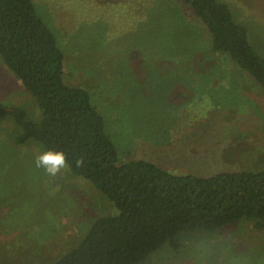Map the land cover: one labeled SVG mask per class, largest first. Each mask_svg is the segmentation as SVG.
Segmentation results:
<instances>
[{
	"label": "rangeland",
	"instance_id": "374dc122",
	"mask_svg": "<svg viewBox=\"0 0 264 264\" xmlns=\"http://www.w3.org/2000/svg\"><path fill=\"white\" fill-rule=\"evenodd\" d=\"M264 55V0H221ZM63 52V80L85 88L118 162L151 161L171 174L264 169V91L223 53L181 0H32ZM209 40V41H208ZM40 116L0 58V107ZM0 115V264H48L98 217L117 212L69 168L35 165L33 140L13 143ZM140 264H264V228L249 222L180 233Z\"/></svg>",
	"mask_w": 264,
	"mask_h": 264
},
{
	"label": "trees",
	"instance_id": "16d2710c",
	"mask_svg": "<svg viewBox=\"0 0 264 264\" xmlns=\"http://www.w3.org/2000/svg\"><path fill=\"white\" fill-rule=\"evenodd\" d=\"M226 54L264 91V55L221 0H181ZM0 58L37 104L38 119L18 106L0 107L29 140L62 150L73 174L116 208L96 218L77 245L48 264H140L180 233H211L240 222L264 228V169L174 175L144 159L118 162L117 149L88 91L64 82L63 52L32 0H0Z\"/></svg>",
	"mask_w": 264,
	"mask_h": 264
},
{
	"label": "clouds",
	"instance_id": "9594fccd",
	"mask_svg": "<svg viewBox=\"0 0 264 264\" xmlns=\"http://www.w3.org/2000/svg\"><path fill=\"white\" fill-rule=\"evenodd\" d=\"M35 165L52 177L57 176L69 167L66 155L62 150L45 149L35 157Z\"/></svg>",
	"mask_w": 264,
	"mask_h": 264
}]
</instances>
